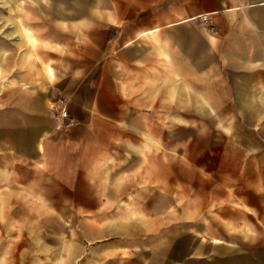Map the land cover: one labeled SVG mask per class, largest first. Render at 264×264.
<instances>
[{
  "label": "crops",
  "instance_id": "1",
  "mask_svg": "<svg viewBox=\"0 0 264 264\" xmlns=\"http://www.w3.org/2000/svg\"><path fill=\"white\" fill-rule=\"evenodd\" d=\"M74 5L86 8L73 21L88 24L91 56L55 84L70 124L57 127L52 90L29 92L26 135L10 136L35 197L91 216L65 226L75 238L48 262L264 264V0ZM7 16L16 25L0 19V34L30 32ZM4 158L6 179L12 153ZM179 166H205V205L189 208L201 222L185 228L172 218Z\"/></svg>",
  "mask_w": 264,
  "mask_h": 264
},
{
  "label": "rangeland",
  "instance_id": "2",
  "mask_svg": "<svg viewBox=\"0 0 264 264\" xmlns=\"http://www.w3.org/2000/svg\"><path fill=\"white\" fill-rule=\"evenodd\" d=\"M8 1L0 0V19L10 24L13 20L7 15L18 16V21L21 19L30 32L17 31L15 37L0 34V163L5 165L4 155L8 153H12L13 158L8 177L0 176V197L2 201L6 200L3 201L5 205L0 203V264H57L48 262V257L63 253L67 238H75L76 232L64 230L65 226L70 228L69 224L90 221L91 216L73 214L70 208L71 213H61L64 209L51 205V200L35 197L37 194L27 182L31 179L27 161L18 155L16 145L10 146V136L11 132L14 139L19 132L26 135V95L29 92L48 96L52 90L48 104L57 114L63 109V92L55 84L77 66H90L88 40L82 37L88 24L73 21L75 10L80 13L85 7L76 8L75 0H17L18 9H14ZM82 1L85 0H78L79 3ZM3 29L8 30L6 26ZM5 66H11L12 72L6 73ZM178 153L179 159L188 156L183 150ZM195 155L201 157V152ZM193 169L194 175H191ZM193 169L178 168V213L172 218L176 217L174 219L181 225L179 228H185L184 224L188 222H201V216L191 213L189 208L205 205V166ZM62 201L70 205L65 203L69 200ZM162 202L166 205L164 199ZM129 216L140 215L131 211ZM169 218V215H162L163 221H169ZM185 240L179 242L178 253L184 250Z\"/></svg>",
  "mask_w": 264,
  "mask_h": 264
},
{
  "label": "built area",
  "instance_id": "3",
  "mask_svg": "<svg viewBox=\"0 0 264 264\" xmlns=\"http://www.w3.org/2000/svg\"><path fill=\"white\" fill-rule=\"evenodd\" d=\"M57 116L60 117V119L62 120L61 123L57 126L58 128L66 127L70 124L69 120H64L68 118L67 111L64 108L57 113Z\"/></svg>",
  "mask_w": 264,
  "mask_h": 264
}]
</instances>
